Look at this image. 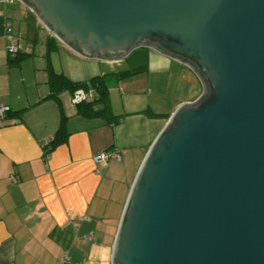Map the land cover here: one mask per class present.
<instances>
[{
  "label": "water",
  "instance_id": "obj_1",
  "mask_svg": "<svg viewBox=\"0 0 264 264\" xmlns=\"http://www.w3.org/2000/svg\"><path fill=\"white\" fill-rule=\"evenodd\" d=\"M86 59L150 48L203 95L150 146L113 264H264V0H18Z\"/></svg>",
  "mask_w": 264,
  "mask_h": 264
},
{
  "label": "crops",
  "instance_id": "obj_2",
  "mask_svg": "<svg viewBox=\"0 0 264 264\" xmlns=\"http://www.w3.org/2000/svg\"><path fill=\"white\" fill-rule=\"evenodd\" d=\"M7 22L26 56L15 64ZM49 66L72 82L102 77L121 121L78 115L68 90L50 97ZM131 70L139 72L119 75ZM203 93L193 68L150 48L118 61L82 60L26 5L2 0L0 104L11 112L0 121V264H113L118 226L150 146L171 115ZM64 117L67 138L46 158L42 146ZM109 149L119 151L122 162L95 161Z\"/></svg>",
  "mask_w": 264,
  "mask_h": 264
},
{
  "label": "trees",
  "instance_id": "obj_3",
  "mask_svg": "<svg viewBox=\"0 0 264 264\" xmlns=\"http://www.w3.org/2000/svg\"><path fill=\"white\" fill-rule=\"evenodd\" d=\"M51 47H54V43L50 41L47 45L48 51H50ZM26 56H22L17 52L15 57L9 56V61L11 64L18 63L20 60L25 59ZM49 71V84L51 88V96L53 98L57 97V93L68 90L74 95V93L79 89H86L92 91V99L80 103L77 106V113L85 118H95L102 117L107 118L115 123H119L122 119V116H116L111 111L110 106V96L109 89L107 88L105 81L102 77H96L90 80L89 82H72L63 74H57L52 70L51 66L48 67ZM139 70H131L126 72H121L119 75L121 77H128L138 73ZM20 115V114H19ZM66 117L62 119V123L60 125L59 130L54 136V140L51 143L50 151L55 148L57 145L63 143L67 138V133L64 128V121Z\"/></svg>",
  "mask_w": 264,
  "mask_h": 264
},
{
  "label": "built area",
  "instance_id": "obj_4",
  "mask_svg": "<svg viewBox=\"0 0 264 264\" xmlns=\"http://www.w3.org/2000/svg\"><path fill=\"white\" fill-rule=\"evenodd\" d=\"M4 1L9 4H12L15 2V0H4ZM1 2L2 0H0V3ZM6 38L9 42V47H8L9 56L15 57V55L18 52V49L13 44L14 39L12 35V27H11L10 22L6 23ZM91 99H92V91L86 90V89H79L74 93L72 97V102L73 104L78 105L80 103L87 102ZM10 112H11L10 106L0 104V121H3L6 118L7 114ZM53 140H54V137L46 140L42 146L44 156L46 158L48 157L50 153L51 143L53 142ZM122 160H123V157L121 153L117 151L116 149L106 150L95 157L96 162H100L104 164H107L110 161L122 162ZM60 264H73V263H70L67 259H62Z\"/></svg>",
  "mask_w": 264,
  "mask_h": 264
},
{
  "label": "rangeland",
  "instance_id": "obj_5",
  "mask_svg": "<svg viewBox=\"0 0 264 264\" xmlns=\"http://www.w3.org/2000/svg\"><path fill=\"white\" fill-rule=\"evenodd\" d=\"M13 39H14V36H13ZM56 40H58V39L56 38ZM58 42L61 43V44H63V43L60 42L59 40H58ZM13 44H14V43H13ZM14 45H15V44H14ZM63 45H64V44H63ZM139 49H141V48H139ZM76 56H77V55H76ZM79 58H81L82 60H85V61L88 60V59H84V57L82 58V56H81V57L79 56ZM63 62H64V58H63ZM69 62L72 63L73 61H72V60H69ZM102 66H103V67H104V66L106 67V65H104V64H102Z\"/></svg>",
  "mask_w": 264,
  "mask_h": 264
}]
</instances>
